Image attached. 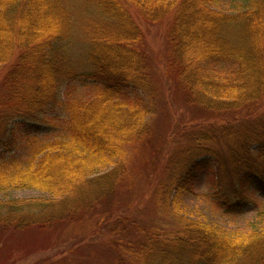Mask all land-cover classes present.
Returning <instances> with one entry per match:
<instances>
[{"label": "trees", "instance_id": "16d2710c", "mask_svg": "<svg viewBox=\"0 0 264 264\" xmlns=\"http://www.w3.org/2000/svg\"><path fill=\"white\" fill-rule=\"evenodd\" d=\"M236 5V12L225 14L210 0H0V70L10 64L0 99V155L14 142L16 120L44 122L43 116L62 105V87L79 78L100 86L91 100L65 103L64 134L44 144L28 166L10 173L0 162V191L14 185L68 201L100 204L105 198L112 212V195L127 175V146L147 132L148 110L126 99L128 89L148 90L149 80L144 38L128 10L134 7L149 22L172 14L165 33L167 68L185 81L192 101L244 121L241 128L220 126L219 136L212 129V135L193 137L161 192L171 195L168 204L175 207L180 195L193 193L202 159L209 156L223 192L221 205L243 208L249 185L264 183V0ZM219 141L226 144L225 158L210 147ZM107 164L109 171L92 173ZM63 206L61 200L0 203V219L18 217L22 224L32 212V221L40 223ZM154 231L134 250L120 239L113 243H122L134 264H264V208L245 233L186 218L181 229Z\"/></svg>", "mask_w": 264, "mask_h": 264}, {"label": "rangeland", "instance_id": "374dc122", "mask_svg": "<svg viewBox=\"0 0 264 264\" xmlns=\"http://www.w3.org/2000/svg\"><path fill=\"white\" fill-rule=\"evenodd\" d=\"M239 1L210 0V5L217 11L232 14ZM128 10L144 38L149 80L148 90L128 89L126 99L141 103L140 106L148 110L145 116L147 132L138 142L127 146V175L115 188L113 199L111 197L112 212L106 210L109 205H104L105 198L96 201L100 204L91 203L89 198L68 201L61 195L50 196L12 185L0 191V203L11 201L30 205L37 201L61 200L64 206L62 211L54 207L40 223L32 221V212L24 214L26 222L22 224L18 217H13L11 223L0 219V264H134V255L125 250L122 243H130L134 250L154 230L163 234L181 229L183 218L217 225L228 232L245 233L257 212L264 208V183L257 180L249 185L248 202L243 208L237 211L223 207L220 200L223 192L209 156L202 159L203 169L194 183L193 193L180 195L175 207L169 206L171 195L164 197L161 191L169 182L168 173L179 169L182 151L190 145V140L205 131L212 135V129L219 136L220 126L230 124L241 128L244 121L239 114L216 113L212 107L192 101L194 97L188 96L185 81L167 68L165 33L167 19L170 20L172 14L167 19L149 22L134 7ZM8 66L10 64L0 70V99L6 91L4 78ZM99 93V85L79 78L62 87V105L54 113L43 116L44 122L32 124L16 120L12 125L14 142L0 155L1 164L7 163L10 173L28 166L42 155L40 148L44 144L64 134L65 103L88 101ZM210 147L217 148L223 158L227 155L223 142L211 143ZM96 167L92 173L102 174L111 169L108 164ZM232 181L228 176L226 183ZM98 212L106 213L103 220ZM124 218L133 224L123 222ZM116 239L122 243H113ZM168 247L177 251L171 245ZM240 262L253 264L248 259Z\"/></svg>", "mask_w": 264, "mask_h": 264}]
</instances>
